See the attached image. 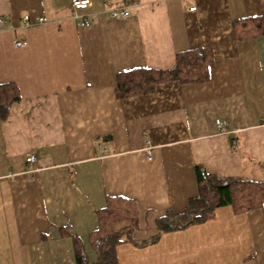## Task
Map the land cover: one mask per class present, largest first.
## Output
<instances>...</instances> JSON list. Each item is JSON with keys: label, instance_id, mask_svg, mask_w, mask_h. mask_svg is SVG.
Listing matches in <instances>:
<instances>
[{"label": "crops", "instance_id": "0c3cea01", "mask_svg": "<svg viewBox=\"0 0 264 264\" xmlns=\"http://www.w3.org/2000/svg\"><path fill=\"white\" fill-rule=\"evenodd\" d=\"M73 1L0 0V84L21 94L0 117V264H76L77 238L94 262L101 211L125 201L137 226L125 209L112 216L113 231L133 227L118 264H264V202L157 227L198 194L196 166L264 181V0ZM197 48L213 53L208 80L117 97L119 73L169 70Z\"/></svg>", "mask_w": 264, "mask_h": 264}, {"label": "trees", "instance_id": "16d2710c", "mask_svg": "<svg viewBox=\"0 0 264 264\" xmlns=\"http://www.w3.org/2000/svg\"><path fill=\"white\" fill-rule=\"evenodd\" d=\"M259 17L246 18V21L258 20ZM260 22V21H259ZM264 19L259 25L263 28ZM213 53L208 48L190 49L178 52L176 65L169 70L134 68L118 74L116 95L126 98L154 91L157 84L178 80L180 82H203L209 79L210 63ZM21 98L19 87L13 82L0 84V117L5 119L10 105ZM196 176L199 192L190 198L184 211L175 213L169 210L157 219L159 235L161 233L181 230L196 223H203L215 216L216 209L221 206H232L235 213H244L261 207L264 202V181L259 182L245 177H220L207 172L202 166H196ZM122 206L105 209L100 213L101 228L95 233L93 247L98 258L90 262L82 244L75 243L76 264H118L116 248L124 235L131 238L133 227L137 226V216L134 205L128 206L125 201ZM125 209L132 212L134 226L130 229L113 231L108 227L115 212ZM118 210V211H117ZM159 235L153 239L155 242Z\"/></svg>", "mask_w": 264, "mask_h": 264}, {"label": "built area", "instance_id": "2783aa9c", "mask_svg": "<svg viewBox=\"0 0 264 264\" xmlns=\"http://www.w3.org/2000/svg\"><path fill=\"white\" fill-rule=\"evenodd\" d=\"M92 5V0H74L73 3H72V8L74 10H77V9H82V8H86V7H89ZM196 7H191L190 10H195ZM112 16L114 17H120V18H126L129 14H130V11H129V8L126 7V8H116L114 10H112L111 12ZM74 17L76 19H78V24L79 25H84L87 23V20L86 19H79V15L77 13H75ZM37 21L39 22H42L44 21V17H37L36 18ZM2 22V19L0 18V23ZM33 19L32 17L27 14L24 16V23L26 26H30L32 25L33 23ZM27 40L25 39H14L13 41V44L15 47H22V46H25L27 45ZM217 124L220 128L223 129V123L221 120H217ZM147 154H148V158L151 159L152 156H151V151L149 149H147ZM35 160V155L34 154H30L28 157H27V161L28 162H34Z\"/></svg>", "mask_w": 264, "mask_h": 264}]
</instances>
